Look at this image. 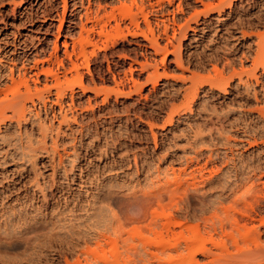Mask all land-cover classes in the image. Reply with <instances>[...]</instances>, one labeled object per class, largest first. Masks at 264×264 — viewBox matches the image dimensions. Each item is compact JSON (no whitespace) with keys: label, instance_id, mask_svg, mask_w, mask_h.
I'll return each mask as SVG.
<instances>
[{"label":"rangeland","instance_id":"obj_1","mask_svg":"<svg viewBox=\"0 0 264 264\" xmlns=\"http://www.w3.org/2000/svg\"><path fill=\"white\" fill-rule=\"evenodd\" d=\"M65 1L0 0V264H264V0Z\"/></svg>","mask_w":264,"mask_h":264},{"label":"bare ground","instance_id":"obj_2","mask_svg":"<svg viewBox=\"0 0 264 264\" xmlns=\"http://www.w3.org/2000/svg\"><path fill=\"white\" fill-rule=\"evenodd\" d=\"M65 2H66V1L63 0L64 7L66 6V5H65V4H66ZM64 9H66V7H65ZM86 10H87V9H86ZM89 11H91V10L89 9ZM97 12H99V11H96V13H97ZM103 12H105V9L103 10ZM110 13L112 14V17H114L113 12H110ZM86 14H87V13H86ZM89 14H90V13H89ZM97 14H98V13H97ZM103 14L106 15V18H107V16L110 15V14L107 15V12H106V14H105V13H103ZM128 14L130 15V13H128ZM84 15H85V14H84ZM90 15H91V14H90ZM99 15L101 16L102 14L99 13ZM87 16H89V15H86V17H87ZM94 16H95V15H94ZM95 17H96V16H95ZM98 17H99V16H98ZM98 17H97V18H98ZM112 17H111V15H110V17H108V18L111 19ZM91 18H92V16H91ZM100 18H102V19H101V21H102V20H103V16L100 17ZM104 18H105V16H104ZM106 18H105L104 20H107V19H108V18H107V19H106ZM129 18H130V19H133V17L131 18V15H130ZM89 19H90V17H89ZM89 19H88V20H89ZM88 20L85 19L86 23H87ZM91 20H92V19H91ZM93 20H96V23H97L100 19H99V18H98V19L95 18V19H93ZM88 22H89V21H88ZM103 22H104V23H103ZM107 22H109V20H107ZM81 23H82V22H81ZM94 23H95V22H94ZM96 23H95V24H96ZM102 23H103V25L106 24L105 21H102ZM102 23H101V22H100V23L98 22V25L101 24V27H102ZM82 24H83V23H82ZM84 24H85V23H84ZM95 24H94V25H95ZM91 26H93V25L91 24ZM99 26H100V25H99ZM101 27H100V30L103 31V29H102ZM117 27H118V24H117ZM86 28H87V27H85V25H84V28H83V29H85V30L89 29V31H90V30L92 31V28H93V27H92L91 29H90V28H87V29H86ZM104 28H105V27H104ZM81 30H82V28H81ZM100 30H99V31H100ZM82 31H84V30H82ZM91 31H90V32H91ZM84 32H85V31H84ZM87 32H88V31H87ZM90 32H88V34H89ZM100 33L102 34L103 32H100ZM81 34H82V33H81ZM81 34H80V38L78 37V39L75 41L74 46H76L75 44H80V43H81V42H80V43L78 42V40L81 41V40L83 39L82 37H83L84 35L82 34V36H81ZM88 34L86 35V33H85V38H84L82 41L85 42V43H84L85 45H87L86 42H88V44L92 45V44H93V41H91V39H90V40L88 39V37H90V36H88ZM85 40H86V41H85ZM89 42H90V43H89ZM91 42H92V43H91ZM65 43H66V42H64V44H63L64 47H65ZM82 44H83V43H81V45L79 46V48L81 47L82 49L80 48L81 50L78 52V54L80 53L81 57H82L83 54L85 53L84 51H86V50H85V49H86V46H85L84 44H83V45H82ZM94 45H95V43H94ZM94 45H93V46H94ZM66 46H67V44H66ZM83 46H84V47H83ZM74 48H75V47H74ZM74 48H73V49H74ZM65 50H67V48H66ZM82 50H84V51L82 52ZM66 52H67V51H66ZM66 54H67V55H66ZM68 54H69L68 52L65 53L66 56H68ZM80 55H79V56H80ZM84 55L86 56V54H84ZM70 56H71V54L69 55V58H70ZM83 58H84V57H83ZM84 59H85V58H84ZM85 62H86V61H85ZM71 63H72V65H73L74 62L71 61ZM72 65H71V67L74 68V69L72 68V70L75 71V74H78V73H77V72H78V70H77L78 67H76L77 64H76V66H75V63H74V66H72ZM71 67H70V72H71ZM10 71L13 73L12 68L10 69ZM10 71H9V72H10ZM44 71H45V70H44ZM44 71H43V72H44ZM46 71H47V70H46ZM46 71H45V73H46ZM11 72H10V74H12ZM49 73L52 74L54 77H55V76H56V77L58 76L57 73H56V75L53 74V73H51V72H49ZM65 73H66V72H65ZM65 73H64V75H65ZM46 74H48V72H47ZM9 77H10V76H9ZM67 79H68V78L66 77V80H67ZM59 82H60V81L58 80V82H56V83L60 84L61 82H60V83H59ZM13 83H14V81H13ZM14 84H15V83H14ZM58 84H57V87L60 86V85H58ZM18 97H19V96H18ZM12 100H13V99H12ZM12 100H10L9 102H12ZM14 102H15V100H14ZM14 102H13V103H14ZM11 104H12V103H10V106L8 105V107H9V108L12 107L11 109H13V106H11ZM18 104H19V103H17L16 105H18ZM16 105H15L14 110H16ZM22 107H23V106H22ZM175 242H176V243H174V245H173L174 248H176L175 244L180 243V241L177 240V241H175ZM179 245H180V244H178L177 247H178ZM189 251H190V249H189Z\"/></svg>","mask_w":264,"mask_h":264}]
</instances>
